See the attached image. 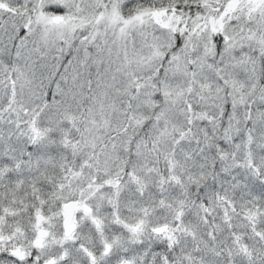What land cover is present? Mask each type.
Listing matches in <instances>:
<instances>
[{"label": "snow or ice", "instance_id": "snow-or-ice-1", "mask_svg": "<svg viewBox=\"0 0 264 264\" xmlns=\"http://www.w3.org/2000/svg\"><path fill=\"white\" fill-rule=\"evenodd\" d=\"M0 264H264V0H0Z\"/></svg>", "mask_w": 264, "mask_h": 264}]
</instances>
